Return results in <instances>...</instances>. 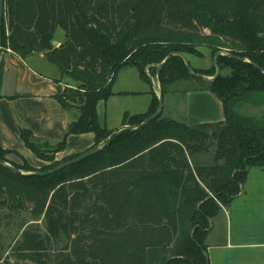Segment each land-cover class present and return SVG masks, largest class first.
I'll return each instance as SVG.
<instances>
[{
    "label": "trees",
    "instance_id": "16d2710c",
    "mask_svg": "<svg viewBox=\"0 0 264 264\" xmlns=\"http://www.w3.org/2000/svg\"><path fill=\"white\" fill-rule=\"evenodd\" d=\"M3 7L0 51L22 59L42 54L66 81L57 100L77 118L54 146L20 131L26 149L45 164L40 169L0 147V160L23 173L0 164V222L29 216L11 240L14 261L0 255V264H209L210 220L239 196L249 170H264V125L248 126L235 112L253 97L264 107V0H3ZM202 50L211 66L191 69L203 77L214 76L213 57L226 53L217 59L215 81L190 76L179 56L156 73L170 54L203 59ZM129 67L150 86L155 77L162 97L199 81L222 104L224 121L188 127L162 114L121 131L75 165L36 175L80 156L54 161L68 136L93 134L86 152L111 136L96 108ZM151 98L142 114H124L121 127L152 116L158 98ZM211 152L202 163L199 157Z\"/></svg>",
    "mask_w": 264,
    "mask_h": 264
},
{
    "label": "crops",
    "instance_id": "0c3cea01",
    "mask_svg": "<svg viewBox=\"0 0 264 264\" xmlns=\"http://www.w3.org/2000/svg\"><path fill=\"white\" fill-rule=\"evenodd\" d=\"M184 82H191V85L181 93L186 104V115L180 118L181 123L188 127L221 124L224 121L222 104L206 85L191 80ZM113 83V96L108 102H99L96 108L99 124L104 128L107 127V121H104L106 125L102 124L99 113L113 102L112 98L151 96V93H156L151 90L152 86L149 89L148 83L140 80L136 69L131 67L122 70ZM66 87V81L61 79L58 69L49 64L42 54L22 59L8 49L1 50V149L18 153L31 167L38 169L44 166L33 152L26 149L20 131L32 133L38 142L50 146L63 140L68 125L77 118L74 111L66 110L57 100L62 97ZM171 111V107L165 109L163 106L162 113L167 112L174 118ZM126 113L137 114L123 112L113 124V130L121 127ZM93 142L91 133L70 135L66 139L64 151L57 156L64 159L83 154L92 148ZM247 175L239 196L210 220L211 228L205 239L209 264H264V170L254 168Z\"/></svg>",
    "mask_w": 264,
    "mask_h": 264
},
{
    "label": "rangeland",
    "instance_id": "374dc122",
    "mask_svg": "<svg viewBox=\"0 0 264 264\" xmlns=\"http://www.w3.org/2000/svg\"><path fill=\"white\" fill-rule=\"evenodd\" d=\"M56 37H57V40H60L61 42L62 37H60L59 34H57ZM202 53L204 54L203 59L188 57L187 62L189 63V66H192L193 68H196V69H204V68L210 67L211 66L210 54L206 50H202ZM221 74L226 75L227 71L225 70L221 71ZM155 79H156L155 77L154 78L152 77V81H151L152 89L149 84H147V86L152 91L156 90L157 92L158 90H160V87H159V83L156 82ZM66 80L68 84L72 85L73 87H76L75 85L71 84V82L67 78ZM191 81L200 83L199 81H195V80H191ZM190 85H191V82H183L182 85L174 87L175 91H173V93H171L170 95L167 94L163 97L164 98L163 100L164 108L168 109V107L169 108L171 107V110H172L171 114H173L174 118L171 117L167 112L162 113L163 117L176 120L177 122H180V123L182 122L180 118L186 115V109H185L186 104L184 103L185 97H183L181 93H183L182 91L184 90H188ZM178 88H180V90H177ZM155 95L157 98V93H155ZM134 98H137V99H134ZM112 99H114L113 102L106 105L107 106L106 110L103 111V109H101L99 113L100 122L102 124L105 123L106 125V122L104 121H107L106 128L108 129V131L113 130L114 128L113 124L119 120V116L123 112L129 111L131 113H137V114H142L143 112H145L146 107L152 98L150 95H148V96L132 97V98L130 97L121 98L120 96H115V98H112ZM249 100L251 102L239 104L235 112H237L238 114H240V116L246 119V122H247L246 124L248 126H251V127L254 126V127L260 128L264 125V107L261 106L260 104L256 105L257 103L256 101L260 100L259 98L255 99L253 97V99H249ZM75 115L77 116V114ZM104 116L106 117L105 118L106 120L104 119ZM212 152L210 154H207L205 157L204 156L199 157V158H202V163L205 160L206 162L204 163H206V165L209 163V159H210ZM7 158L9 160H12L14 163L23 165L22 160L18 157V155L16 156L8 155ZM62 159L60 156L56 155L54 161H61ZM28 217L29 216L26 213H21L18 217H15L16 219L12 220V222L9 224H5L7 221L5 219H2V222H0V245H2V249L0 248V255H2V257H5L8 255L10 260L14 261L13 260L14 257L13 255H11L10 246H13L12 241L14 239L18 240L19 238L20 233L18 232L17 226H18V223H20V219L27 221Z\"/></svg>",
    "mask_w": 264,
    "mask_h": 264
},
{
    "label": "water",
    "instance_id": "95a60500",
    "mask_svg": "<svg viewBox=\"0 0 264 264\" xmlns=\"http://www.w3.org/2000/svg\"><path fill=\"white\" fill-rule=\"evenodd\" d=\"M3 12H4L3 0H0V37H1V28H2L1 21H2V17H3ZM52 45L55 47L57 45V42L56 41L52 42ZM172 56H179V57H181V59L183 61V64H184V66H186L187 72H188V74L190 76H192V77H194L196 79H199L201 81H204V82L205 81H207V82H213L216 79H218V77L220 76V69H219V67L217 65V59L220 56H226V55L223 54L222 52H220V53H217L213 57V65L215 66V74H214L213 77H206V76L203 77L201 75L195 74L192 71L191 66H189V63L187 62L186 58L183 55L178 54V53H172V54H170L169 56H167V58L161 64L157 65V72L156 73H158L162 69V67H163L162 65L168 59H170ZM233 59H235V60L237 59L239 61H243V59L238 58V57L233 58ZM253 66H255L256 68H259L256 64H253ZM150 81H152V77H150ZM156 93H157V98H158V107H157V110H156V112L152 116H150L149 118H147L146 120H144L142 122V124H139V125H137L135 127H132V126L119 127L117 129L113 130L111 136L108 139H106L104 142H102L99 146L95 147V149L90 150L88 152H85L83 154H80V156H78L77 158H74L72 160L65 161L62 165H60V166H58V167H56L54 169L48 170L47 172H36L35 174L38 175V176L47 177L48 175L58 173V172L64 170V168H66V167L75 165L76 163H79L81 160L86 159V158H88L90 156L95 155V153H98L101 150L102 146H104L108 141L111 140V138H113L115 135H117L121 131H123V130H136V129H140V128H142V126L146 125L147 123L158 119V117H160L162 115V111H163V98H162V93H161L160 90H158ZM0 164L6 166L14 174H17V173L18 174H23L19 169H17V168L15 169L14 167H12L11 165H8L7 163H5L2 160H0Z\"/></svg>",
    "mask_w": 264,
    "mask_h": 264
},
{
    "label": "built area",
    "instance_id": "2783aa9c",
    "mask_svg": "<svg viewBox=\"0 0 264 264\" xmlns=\"http://www.w3.org/2000/svg\"><path fill=\"white\" fill-rule=\"evenodd\" d=\"M263 37H264V36H263ZM222 53L226 55V53H225V52H222Z\"/></svg>",
    "mask_w": 264,
    "mask_h": 264
}]
</instances>
